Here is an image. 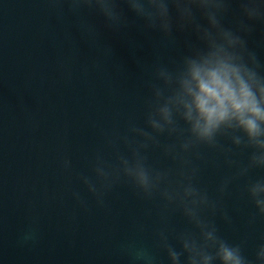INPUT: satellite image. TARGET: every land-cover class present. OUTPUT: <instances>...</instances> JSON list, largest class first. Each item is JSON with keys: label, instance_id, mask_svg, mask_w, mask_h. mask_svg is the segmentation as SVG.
Wrapping results in <instances>:
<instances>
[{"label": "water", "instance_id": "water-1", "mask_svg": "<svg viewBox=\"0 0 264 264\" xmlns=\"http://www.w3.org/2000/svg\"><path fill=\"white\" fill-rule=\"evenodd\" d=\"M121 7L129 25L120 31L105 27L98 15L89 17L99 32L98 43L91 46L75 17L60 19L56 0H0V264H128L123 243H153L157 203L140 200L122 185L110 195L106 209L83 213L68 193L70 187L83 191L75 172L90 173V160L103 148L101 130L123 131L130 119L143 123L149 94L143 67L158 50L165 60L178 55L159 42L158 33L142 31V22L126 5ZM232 8L236 12L238 5ZM177 38L181 48L185 34ZM249 44L264 62V24H256ZM65 156L72 159V173L60 167ZM151 162L171 164L159 150L151 153ZM198 163V182L210 194L232 171L207 150ZM242 185L236 182L225 197L233 225L217 223L226 239L246 240L251 256L264 240V220L248 225L254 209L241 195ZM29 216L39 217L43 232L36 247L18 243ZM172 225L185 226L178 213ZM160 257L167 264L162 253Z\"/></svg>", "mask_w": 264, "mask_h": 264}, {"label": "clouds", "instance_id": "clouds-1", "mask_svg": "<svg viewBox=\"0 0 264 264\" xmlns=\"http://www.w3.org/2000/svg\"><path fill=\"white\" fill-rule=\"evenodd\" d=\"M56 2L60 19L75 17L91 46L98 43L99 32L89 17L98 15L105 27L120 31L129 25L124 4L142 22V31L158 33L159 42L178 52L165 60L158 50L153 62L143 67L149 75L143 123L130 119L123 131L101 130L103 148L90 160V173L75 172L83 191L68 189L74 207L83 213L93 207L106 209L110 195L122 185L140 200L157 203L159 226L153 243L129 240L121 245L128 264H161V253L167 264H264V240L249 256L247 241L226 239L217 223L233 225L225 197L238 181H243L241 195L254 209L248 225L264 220V62L249 44L256 24H264V0ZM178 33L185 34L181 48ZM155 150L171 164L152 163ZM205 150L222 157L232 170L220 178L214 194L198 182V162L205 159ZM240 156L244 158H236ZM60 167L74 171L69 156ZM256 172L261 174L253 175ZM177 213L185 223L180 229L172 225ZM76 218L71 217L73 222ZM42 238L39 217L29 216L19 245L36 247Z\"/></svg>", "mask_w": 264, "mask_h": 264}]
</instances>
